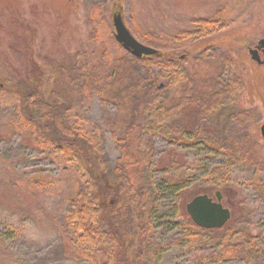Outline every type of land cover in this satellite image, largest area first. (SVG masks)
Instances as JSON below:
<instances>
[{"label": "rangeland", "instance_id": "rangeland-1", "mask_svg": "<svg viewBox=\"0 0 264 264\" xmlns=\"http://www.w3.org/2000/svg\"><path fill=\"white\" fill-rule=\"evenodd\" d=\"M225 5H234L227 28L175 53L167 48L157 59L179 58L195 93L208 94L230 75L242 82L236 108L250 114V126L229 123V112L207 119L214 125L210 139L222 145L237 141L248 161L233 166L225 183L214 185L203 175L227 162L224 151L200 143L173 145L145 131L141 147L149 155L148 169L158 189L151 232L152 239L163 246L157 264L252 263L242 243L248 244V238L255 249L264 248V195L254 183H264L260 133L264 65L252 60L248 50L264 39V0H0V264H91L74 254L63 226L72 198L83 188L69 165L55 161L36 146L31 134L13 131L7 123L15 109H22L11 94L14 84L44 90L51 83L53 98L65 106L67 114L77 116L71 121L79 119L81 126L100 138L96 182L117 203L120 194H134L114 172L123 137L117 108L97 96L80 98L71 85L75 69L102 74L111 70L124 51L112 36L111 12L119 11L133 33L138 28L167 47L171 37L194 29V20L211 17ZM154 67L151 71L158 74ZM158 84L162 88L161 80ZM197 120L186 117L183 124L193 126ZM172 162L176 164L170 166ZM255 168L257 179L251 182ZM30 181L41 185H30ZM98 188L89 193L96 196ZM214 190L223 194L222 203L231 217L216 228L218 233L206 229L190 246L183 239L188 232L181 226L190 219L186 204ZM101 199L97 202L104 208ZM211 237L216 239L209 243Z\"/></svg>", "mask_w": 264, "mask_h": 264}, {"label": "trees", "instance_id": "trees-1", "mask_svg": "<svg viewBox=\"0 0 264 264\" xmlns=\"http://www.w3.org/2000/svg\"><path fill=\"white\" fill-rule=\"evenodd\" d=\"M233 7L225 5L211 17L194 20V29L180 31L170 38L167 47L138 28H134L136 36L130 32L139 42L161 51L163 56V50L167 48L175 53L189 43L212 37L227 28L233 21L230 18ZM109 17L111 20L110 13ZM111 32L113 36V27ZM116 46L121 47L119 44ZM128 55L124 50L114 60L111 70L102 74L96 73L94 69H75V77L71 79V85L80 98L97 96L101 101L112 102L117 108L123 137L118 145L119 157L114 172L118 179L128 183L134 193L120 194L117 203L109 198L108 193L102 192L96 182L100 169V138L81 126L79 119L71 121L77 116L67 114L65 106L53 98L51 83L44 90L27 84H14L11 92L15 104L22 109H15L7 123L13 131L31 134L36 146L49 152L55 161L69 165L76 174L78 185L83 188L72 198L63 226L72 242L74 254L91 264L158 262L163 246L151 237L154 229L152 204L158 189L148 169L149 155L142 152L143 131L165 137L173 145L200 143L209 149L224 151L227 162L212 167L203 175L207 182L214 185L225 183L233 166L248 161V156L242 152L237 141L222 145L210 139L213 137L210 133L214 125L212 127V121L208 123L207 119L211 115L229 112V123L250 126V114L236 108L243 89L238 78L230 75L227 81H219L217 87L208 94L195 93L192 92L191 78L182 61L174 55L160 59L156 56L130 59L131 55ZM152 66L158 69V74L151 71ZM160 80L163 82L162 88L158 84ZM173 94V98H170ZM185 116L198 120L193 126H186L183 124ZM174 164L176 162L170 166ZM257 174L255 168L251 182L257 179ZM254 183L264 195V183L258 180H254ZM31 184L41 185L37 181H30ZM96 188L99 190L96 196H92L89 192ZM98 199L104 201V208L98 204ZM181 226L188 232V236L183 239L190 246L207 232L188 218L181 222ZM212 231L218 233L220 230ZM214 239L211 237L209 243ZM246 243H242V248L246 251L248 261H252L251 264H264V248L255 249L248 238Z\"/></svg>", "mask_w": 264, "mask_h": 264}, {"label": "water", "instance_id": "water-1", "mask_svg": "<svg viewBox=\"0 0 264 264\" xmlns=\"http://www.w3.org/2000/svg\"><path fill=\"white\" fill-rule=\"evenodd\" d=\"M111 20L115 40L130 55L137 58L143 56L158 57L162 55L161 51L142 44L131 34L125 26L119 11L111 12ZM263 46L264 39L260 40L255 48H250L248 50L251 59L261 65H264V50L263 58L261 59L258 55L257 49ZM260 133L264 139V122L260 126ZM216 198L217 200L213 201L212 198L208 197L206 194H200L194 196L186 204V212L193 224L200 228L209 230L220 228L227 223L231 217L230 210L222 206L220 202L221 194L218 191L216 192Z\"/></svg>", "mask_w": 264, "mask_h": 264}, {"label": "flooded vegetation", "instance_id": "flooded-vegetation-1", "mask_svg": "<svg viewBox=\"0 0 264 264\" xmlns=\"http://www.w3.org/2000/svg\"><path fill=\"white\" fill-rule=\"evenodd\" d=\"M257 45H258V44H257ZM257 45H256V46H257ZM256 46H254L253 48H255ZM257 50H258V55H259L260 57H262V56H263L264 46L258 48ZM217 191L220 192L219 190H214V192L211 193V194L208 193V192H203L202 194H206L208 197L212 198L213 201H216V200H217V198H216V192H217ZM220 194H221V200H220V202H221L222 206L225 207V206L223 205V203H222L223 194H222L221 192H220ZM198 195H200V194H198ZM225 208H226V207H225Z\"/></svg>", "mask_w": 264, "mask_h": 264}]
</instances>
